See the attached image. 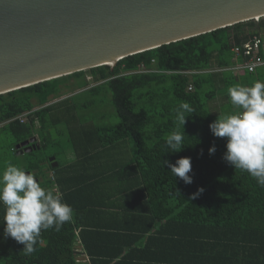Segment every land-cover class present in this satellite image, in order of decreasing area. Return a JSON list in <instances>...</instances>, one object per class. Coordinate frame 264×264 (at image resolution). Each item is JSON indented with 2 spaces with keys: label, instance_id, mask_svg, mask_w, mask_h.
<instances>
[{
  "label": "trees",
  "instance_id": "trees-1",
  "mask_svg": "<svg viewBox=\"0 0 264 264\" xmlns=\"http://www.w3.org/2000/svg\"><path fill=\"white\" fill-rule=\"evenodd\" d=\"M256 35L264 37V16L129 55L114 67L101 65L0 94V149L6 144L0 161L21 158L16 166L60 193L74 210L60 231H42L36 251L27 255L23 244L5 237L0 203V264H80L74 251L78 239L89 264L264 263V189L223 159L226 138L209 128L218 118L212 100H226L219 116L235 114L240 109L228 88L264 81V67L242 74L230 69L243 60L233 48ZM87 76L95 85L89 87ZM73 77L81 92L105 89L119 122L92 124L77 115L83 108L75 102L79 93L49 104ZM182 101L195 112L183 126L185 146L171 153L165 140ZM53 130L68 134L72 150L64 161L59 159L64 148L52 154L56 167L45 153L55 142ZM36 134L40 148L18 156L16 145ZM213 144L216 152L209 155ZM105 151L106 170L93 167ZM182 157L191 158V184L162 166ZM200 188L203 193L193 198ZM103 196L106 201L100 202Z\"/></svg>",
  "mask_w": 264,
  "mask_h": 264
},
{
  "label": "water",
  "instance_id": "water-1",
  "mask_svg": "<svg viewBox=\"0 0 264 264\" xmlns=\"http://www.w3.org/2000/svg\"><path fill=\"white\" fill-rule=\"evenodd\" d=\"M263 16L264 0H0V94Z\"/></svg>",
  "mask_w": 264,
  "mask_h": 264
},
{
  "label": "clouds",
  "instance_id": "clouds-1",
  "mask_svg": "<svg viewBox=\"0 0 264 264\" xmlns=\"http://www.w3.org/2000/svg\"><path fill=\"white\" fill-rule=\"evenodd\" d=\"M231 103L240 111L226 114L209 125L215 137L226 138V152L223 159L233 166L247 172L264 189V81L257 80L251 86L240 84L228 88ZM175 111V128L167 135L165 143L169 152L178 153L184 145L183 126L186 118L195 112L189 102L182 101ZM209 155L216 152L213 144ZM168 165L174 177L185 184H191L192 171L190 157L179 158L175 164ZM203 188L193 194H202ZM0 203L4 206V235L23 244V252L31 255L36 251L42 231H60L73 219L74 210L63 200L60 193L42 187L37 177L23 167L8 163L0 173Z\"/></svg>",
  "mask_w": 264,
  "mask_h": 264
},
{
  "label": "rangeland",
  "instance_id": "rangeland-1",
  "mask_svg": "<svg viewBox=\"0 0 264 264\" xmlns=\"http://www.w3.org/2000/svg\"><path fill=\"white\" fill-rule=\"evenodd\" d=\"M262 38L264 40V37ZM87 79H89V83H90L89 87L95 85V83L90 79V76H87ZM78 81L79 80H76V77L67 79L61 85L60 95L57 97H51L48 103L49 104L55 103L68 96L79 93L75 98V102L79 105H82L83 108L80 107V110L76 111L77 115L84 117L87 120H90L92 124L99 123L103 125H113L118 123L119 118L116 116L115 109L111 105V95L110 94L107 95L105 89H103L101 92H89V91L81 92L82 90L79 89L78 85L76 84V82ZM225 101L226 100L223 98H217L210 102L211 111L215 116H219L223 113L222 106L225 104L224 103ZM86 104H88L87 107H85ZM65 126H66L65 124H62L59 127H57V130L59 129L63 130ZM53 139L55 140V142H51L47 146V148L45 149V153L50 154L51 157L54 156L52 154L56 152L58 149L64 148L65 154L59 156L60 161H64L65 159H67V157H71L72 150L69 146L68 134L67 133L57 134V132L53 130ZM56 142L59 143L56 144ZM127 148L129 150H132V153L135 150V145L131 140L128 141ZM5 149H6V144L3 143L0 151L5 152ZM15 159L17 160V163L14 161ZM9 162H11L14 165L17 164L19 165L21 164V162H23V160L20 158V161L18 162V158L12 155H8L7 157L3 158L0 161V169L6 168Z\"/></svg>",
  "mask_w": 264,
  "mask_h": 264
},
{
  "label": "built area",
  "instance_id": "built-area-1",
  "mask_svg": "<svg viewBox=\"0 0 264 264\" xmlns=\"http://www.w3.org/2000/svg\"><path fill=\"white\" fill-rule=\"evenodd\" d=\"M233 52L236 57L243 56L242 61L230 67L234 73L253 72L264 67V41L257 35L242 46H235Z\"/></svg>",
  "mask_w": 264,
  "mask_h": 264
},
{
  "label": "crops",
  "instance_id": "crops-1",
  "mask_svg": "<svg viewBox=\"0 0 264 264\" xmlns=\"http://www.w3.org/2000/svg\"><path fill=\"white\" fill-rule=\"evenodd\" d=\"M93 167L100 169V170H106V151L101 153L100 158L97 160V163L93 165ZM106 195V194H105ZM100 202H105L106 198L101 197L99 199ZM158 249V248H155ZM74 251L76 252V259L80 264H89V257L84 252V249L80 243V240L78 239L77 242L74 245ZM138 264V262H137ZM163 264V263H161ZM264 264V263H259Z\"/></svg>",
  "mask_w": 264,
  "mask_h": 264
},
{
  "label": "flooded vegetation",
  "instance_id": "flooded-vegetation-1",
  "mask_svg": "<svg viewBox=\"0 0 264 264\" xmlns=\"http://www.w3.org/2000/svg\"><path fill=\"white\" fill-rule=\"evenodd\" d=\"M31 138V137H30ZM38 142L40 143V141H39V139H38ZM31 145V144H30ZM22 148H24V147H22Z\"/></svg>",
  "mask_w": 264,
  "mask_h": 264
}]
</instances>
